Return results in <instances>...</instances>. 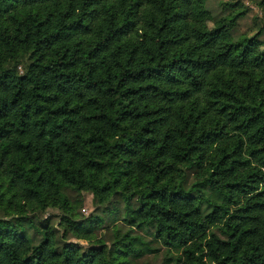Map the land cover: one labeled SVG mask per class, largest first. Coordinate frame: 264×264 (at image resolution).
I'll use <instances>...</instances> for the list:
<instances>
[{
  "label": "trees",
  "instance_id": "1",
  "mask_svg": "<svg viewBox=\"0 0 264 264\" xmlns=\"http://www.w3.org/2000/svg\"><path fill=\"white\" fill-rule=\"evenodd\" d=\"M206 1L0 0V264H264V41Z\"/></svg>",
  "mask_w": 264,
  "mask_h": 264
},
{
  "label": "rangeland",
  "instance_id": "2",
  "mask_svg": "<svg viewBox=\"0 0 264 264\" xmlns=\"http://www.w3.org/2000/svg\"><path fill=\"white\" fill-rule=\"evenodd\" d=\"M206 7L210 11L213 18H224L225 16L232 15L237 12H242L235 19V25L232 30V35L237 36H252L258 34V39L264 41V0H207ZM212 25V22H209ZM23 69L20 68V71ZM192 175L190 174L188 184L192 181ZM214 199L219 198L214 193H209ZM69 195L74 198L75 192L70 191ZM235 199H239V193L233 194ZM80 205L77 212L79 218H86L89 216H99L103 221L101 226L95 229L94 236L91 240L79 239L72 234L66 235V240L75 242L81 245L83 248L92 245L95 240H102L107 245L110 244L113 238V233L116 229L120 233H125L129 228L122 222L123 215V203L118 195L112 197L110 202L103 205H98L94 202L90 193L84 192L80 198ZM175 205L181 204V199L174 201ZM31 217L35 222L41 220H47L50 224L57 227L59 235L62 234L63 229L58 225L61 217V212L56 208H47L40 210L33 208L26 214ZM1 216V214H0ZM215 230V229H214ZM136 231V230H135ZM139 232V231H136ZM140 233V232H139ZM157 245L156 243H154ZM164 253V249L160 248L159 256L153 257L152 254L139 259L140 264H154L158 262Z\"/></svg>",
  "mask_w": 264,
  "mask_h": 264
}]
</instances>
